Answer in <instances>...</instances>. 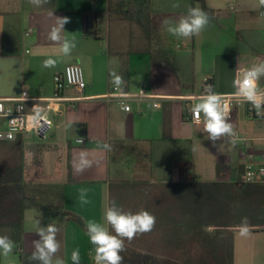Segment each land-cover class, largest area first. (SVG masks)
<instances>
[{
    "label": "crops",
    "instance_id": "0c3cea01",
    "mask_svg": "<svg viewBox=\"0 0 264 264\" xmlns=\"http://www.w3.org/2000/svg\"><path fill=\"white\" fill-rule=\"evenodd\" d=\"M205 3L212 14H208L210 22L201 32L202 58L208 75L200 87L194 69L195 51L199 49L196 35L179 38L170 34L163 23L169 20L174 24L190 7L202 9L199 2L151 0L149 26L152 36L157 38L154 41L145 28L129 17L111 20L109 0H50L41 7L32 5L29 0H0V97H18L23 90L34 96H52L54 77L75 64L86 72L87 83L82 93L68 88L63 93L60 112L53 113L55 118L63 119L57 128L63 126L69 132L75 127L78 132L77 136L67 139L66 146L54 145L63 153L58 182L62 188L60 213L55 216L41 209L27 210L22 242L7 256L1 253V264H39L29 257L34 251L33 241L38 239V227L47 224H55L59 229L57 239L61 247L53 257V264L57 259L72 264L71 252L75 248L80 250V264H94L95 250L86 234V222L105 223L111 232L103 213L114 197L121 198L126 185L140 180L171 186L181 179L196 178L191 185L195 186L196 182L200 188L204 183L231 177L236 168L238 175L239 163L222 161L214 164L212 177H203L191 147L204 125L191 120L194 102L188 98L204 94L206 78L211 79L215 92L232 94L237 75L253 64L264 62V17L260 15L264 8L260 7L259 0H205ZM173 4L179 7L174 8ZM52 12L54 16L70 18L63 33L76 42L70 56L60 53V46L48 39L55 23V17L49 15ZM113 43L114 50L111 49ZM158 50H164L159 56L162 64L155 65L154 52ZM173 50L174 69H171L164 62ZM48 58L56 60L55 67L42 66ZM113 71L126 81L124 93L138 95L145 90L166 98L161 99V108H154L149 101H133L131 111L125 112L123 105L107 101L105 96L114 88L110 83ZM173 73L180 85L176 93H173ZM259 83L264 88V77ZM182 99L187 101L186 106L177 104L176 100ZM70 105H76V111ZM241 108L246 112L244 107L235 108L232 120ZM78 137L84 139L83 144L76 143ZM263 139L259 140L263 146L254 158L264 152ZM104 143L110 144L112 150H100L98 145ZM81 151L87 152L94 163L78 174L73 162ZM51 152L47 150L45 155L52 158ZM243 155L239 161L250 160ZM219 164L226 169L223 178H219ZM239 185L242 184L239 182ZM113 187H116L115 194ZM81 188L89 189L90 203L86 205L79 202ZM140 202L143 206L144 200ZM70 214L79 217L83 225ZM188 254L179 263H209L208 257L200 256L197 261Z\"/></svg>",
    "mask_w": 264,
    "mask_h": 264
},
{
    "label": "rangeland",
    "instance_id": "374dc122",
    "mask_svg": "<svg viewBox=\"0 0 264 264\" xmlns=\"http://www.w3.org/2000/svg\"><path fill=\"white\" fill-rule=\"evenodd\" d=\"M201 38V33L196 35L199 49L196 48L194 61L196 82L200 87L208 75L202 58ZM153 40L157 41L155 35ZM111 49H115L114 43ZM82 70L85 72L83 68ZM84 74L86 75V72ZM179 86V80L173 73V93H176L174 91ZM177 93L187 94V92ZM176 102L183 106L188 104L186 100H176ZM70 108L76 111V105H70ZM50 117L54 128L46 141H39L32 135H26L24 142L19 146L17 142H0V166H12L23 159L27 183L40 186L44 198H48L54 190L57 192L55 188L58 186L63 168L61 165L63 153H60L54 145L66 146L67 139L78 135L75 127L69 132L63 126L57 128L62 118H55L53 114ZM229 122L233 123L239 139L235 144L231 143L229 137H222L214 143L207 138L203 126L197 133V140L192 144L194 160L204 178L212 177L216 162L230 161L238 164L242 153L245 159H253L263 146L259 140L264 137V120L247 116L241 108L237 117ZM50 149L52 158L45 155ZM64 160L67 162L66 157ZM65 166L67 167L68 164L65 163ZM65 168L63 171L66 170ZM235 170L231 177L225 176L221 182L236 186L237 168ZM205 173L207 176L204 175ZM195 180L196 178L181 179L171 186L150 184L140 180L133 182L135 184L140 182L138 186L126 185L120 194L121 198L113 199L117 206L125 212L132 213L144 209L156 217V223L151 232L137 235L130 242L125 240V245L139 253H150L169 260L172 264L183 262L186 253L197 261L200 260V256L208 257L207 264H264V229H262L264 222L257 225L250 224L252 229L247 237L240 236L235 225L220 226L223 218L220 219L218 212L214 211L218 208L217 203L213 202L212 198L209 200V196L204 201L200 191L207 193L204 190L206 183L197 188L196 182L195 186L191 185L194 183L191 181ZM260 185L264 186V184ZM115 193L116 187H113V194ZM140 200H144L143 206ZM55 201L58 202L59 198ZM184 207H187L188 211ZM195 225L200 226L198 231H194ZM220 260L223 263H220Z\"/></svg>",
    "mask_w": 264,
    "mask_h": 264
},
{
    "label": "clouds",
    "instance_id": "9594fccd",
    "mask_svg": "<svg viewBox=\"0 0 264 264\" xmlns=\"http://www.w3.org/2000/svg\"><path fill=\"white\" fill-rule=\"evenodd\" d=\"M29 2L41 7L50 2V0H29ZM259 5L264 8V0H259ZM172 7H179L178 4H173ZM54 16L53 12L49 13ZM264 17V11L260 13ZM55 17V23L48 33V39L60 46L59 51L64 56H70L72 50L76 47L74 39H68L63 36L65 32L64 26L70 22V18ZM210 18L208 13L199 7H190L185 15H182L174 24L165 20L163 23L166 30L179 38H191L194 35H199L209 24ZM56 60L52 58L43 61V67L52 68L56 65ZM110 83L121 94L124 95L126 81L123 76L116 73H110ZM264 77V62L253 64L252 66L243 69L237 78L233 81L235 88L234 97L242 99L250 104L251 109L255 110L257 117L264 118V88L260 87V80ZM127 110V108H125ZM194 119L204 125V131L207 133V138L215 143L222 137L231 138V143L237 142L236 133L233 123L229 122L231 110L223 102V96L213 89L212 84H206L204 94L191 108ZM84 139L78 137L76 143L83 144ZM102 151H111V145L104 143L98 145ZM94 161L89 158V154L81 151L79 156L73 162V169L76 173H83L86 169L93 166ZM88 188L79 189V202L81 205L90 203L88 199ZM103 220L112 229L105 226V223L97 222L96 220H88L86 222V234L89 237L90 243L94 246L95 264H123V256L121 253L125 251V240L132 241L137 235L151 232L155 227L156 217L150 212L141 209L136 213L125 212L117 206L113 200L103 213ZM37 225H40V220H37ZM239 235L247 237L251 233L252 226L248 218L242 217L241 222L237 225ZM59 229L55 224H47V226H39L37 230L38 239L33 241L34 251L29 257L32 261H38L39 264H53V257L60 250V242L57 239ZM114 232V234H113ZM15 242L7 235H0V253L7 256L13 251ZM72 264H80L81 256L79 248H75L71 252ZM55 264H65L62 259H57Z\"/></svg>",
    "mask_w": 264,
    "mask_h": 264
},
{
    "label": "trees",
    "instance_id": "16d2710c",
    "mask_svg": "<svg viewBox=\"0 0 264 264\" xmlns=\"http://www.w3.org/2000/svg\"><path fill=\"white\" fill-rule=\"evenodd\" d=\"M151 0H109L110 19L129 17L136 23L145 28L146 33L152 39L153 32L149 26L151 19ZM202 5V9L212 14V11L206 6L205 0H193ZM164 50L154 52V64L159 62V56ZM168 52V51H166ZM173 60V61H172ZM174 50L173 54L165 60V64L174 69ZM18 146L20 145L17 143ZM246 161L242 160L238 165V175L236 186L221 181L206 184L204 187L207 193L200 191V195L206 200L212 198L218 208L214 209L220 215V226L224 224L239 225L242 217H247L250 224L257 225L264 222V186L263 185H239L241 175ZM225 166L217 165L219 178H223ZM205 185V184H204ZM240 186V188H238ZM53 194L48 198L43 197L40 186H32L26 181V166L24 160H20L12 166H0V235H7L18 245L22 242L25 212L29 209H41L49 212L51 215H59L61 209L59 201L62 199V188L57 186ZM39 193V194H38ZM58 196H55V194ZM263 197V198H262ZM187 211L188 208L184 207ZM71 215V214H70ZM203 216V214H202ZM71 218L83 225L81 219L75 215ZM195 225L194 231L199 230ZM123 264H172L169 260L161 259L150 253H139L125 245V251L121 253ZM216 255L213 257L215 259ZM211 260V257H210ZM220 263H223L220 260ZM1 264V253H0ZM180 264V263H176ZM185 264V263H183ZM224 264V263H223Z\"/></svg>",
    "mask_w": 264,
    "mask_h": 264
},
{
    "label": "built area",
    "instance_id": "2783aa9c",
    "mask_svg": "<svg viewBox=\"0 0 264 264\" xmlns=\"http://www.w3.org/2000/svg\"><path fill=\"white\" fill-rule=\"evenodd\" d=\"M26 36H29V34L27 33ZM210 82V78L205 79V84H210ZM53 83L54 90L52 96L49 97L34 96L28 90H23L18 97H0V142L22 144L26 135H32L34 139L39 141H46L54 128V123L50 116L53 113L60 112L61 105L64 102L63 93L68 88H74L81 93L87 88L84 72L81 66L77 64L65 67L62 73L54 77ZM233 94L222 95L224 104L231 110L229 121L233 119V112L237 107H244L247 116L251 118L264 120V118L256 116L255 110L251 109L249 103L235 98ZM199 97H190L188 100H193L195 103ZM105 99L109 102H117L123 105L122 109L125 112H130V102L149 101L152 102L154 108H161L160 101L166 98L148 94L145 90H141L138 95L127 93L121 95L113 88V91L105 96ZM191 120L197 124L202 123H198L194 119L192 112ZM237 140H239L238 137ZM245 161L246 165L239 181L240 184H264V152L258 158Z\"/></svg>",
    "mask_w": 264,
    "mask_h": 264
}]
</instances>
